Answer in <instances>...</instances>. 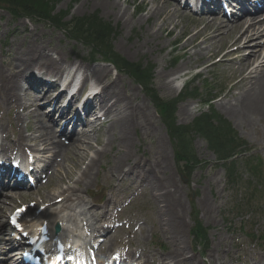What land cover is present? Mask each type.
Listing matches in <instances>:
<instances>
[{
  "label": "rangeland",
  "instance_id": "1",
  "mask_svg": "<svg viewBox=\"0 0 264 264\" xmlns=\"http://www.w3.org/2000/svg\"><path fill=\"white\" fill-rule=\"evenodd\" d=\"M24 1L20 2L24 3ZM114 1V5H118L119 9L122 11L127 10L129 18L127 21L124 22L123 19L115 18L118 8L111 12L110 8L103 10L101 7L92 8L88 4L85 5L84 0H43V2L55 6L54 17H58L55 27L48 25L49 23L47 24L43 20L14 19L4 10L6 6L0 5V48L9 51L11 56L16 59L18 66L25 62L35 61L38 58L41 59V56H46V60H52L53 75L62 73L63 69L67 67H75L78 70L80 66L107 67L110 70L109 79L117 78L121 82L120 87L132 90L135 96L134 103L141 105L142 115L140 120L142 126L133 125V128L129 130V137L133 139L129 151L132 159L147 157L150 161L146 155L155 156L158 168L161 169L159 176L157 175L159 180L157 195L161 196L159 201H162V211L158 212V208L151 203L148 193L141 194L139 191L141 187L137 186L136 177L132 178V174L113 179L115 188L114 191L109 193H111V204L126 200L134 195L141 196L136 198L133 209L129 210V214L132 217H137L138 221L144 222L143 232L140 235L136 233V239L141 245L144 244L148 251L175 250L181 264H186L190 259L195 260L198 264H210L208 253L210 249L212 254H218L220 262L234 261L235 259L237 261L239 258L241 260L242 258L250 259L256 254L259 257H264V240L255 244L250 243L249 238L244 236L245 233H242L241 230L242 220L243 224L247 226L245 222L249 218V224L252 226L250 229L247 226L246 230L249 229L252 233L255 232V238L264 236V208H246L243 209L242 214H239L240 210H237V208L240 195L242 196L243 192L241 186L228 187L224 170L218 166L213 154L207 149L206 143L199 137L194 140V148L199 160L207 165L196 167L191 177L182 182L173 155L170 137L149 98L129 77L117 74L112 66L104 64L100 59L98 62H91L88 56L91 49H86L82 44L68 39L59 24L64 25L69 22L68 20L87 17L97 21L103 28H108V31L104 33V38L106 45L108 44L114 56L119 57V60L125 62L128 67L136 64L141 66L151 64L154 66L152 67L153 89L162 99H172L177 95L178 92L170 87L171 80L177 74L186 70H188L187 72L200 71L202 78L198 80V85H202L203 88L205 86L207 90L214 88L215 93L221 89V96L214 104L215 109L228 119L239 136L250 144L253 149L252 153L258 155L255 158L262 162L264 169V124L244 125L240 119L242 112L240 113L237 110L236 114L227 113L223 108L226 103L232 105L234 98L238 96L239 91L231 89L238 80L237 73L231 71L225 65L212 66L213 68L210 69L204 67L214 63L215 57L226 50L231 43L232 37L230 35H233L234 32H228L229 34L224 35L222 39H216L213 47H209L207 43L202 44L201 49L209 48L212 51L208 52V55L213 56L207 59L209 56H202L204 51L199 52V47L195 48L193 45L184 47L185 43L192 37H194V44L201 42L202 37L195 36L197 32L202 31L207 35L209 33L205 28L206 24L203 21H198L197 17L173 14L172 6L169 8L168 16L157 17L153 12L158 5L161 6L163 0H156L158 3L152 0ZM170 15L171 19L167 20ZM162 24L163 28L159 31L158 29ZM149 34H153V36ZM138 46L140 48L135 53V48ZM91 48L95 51L99 49V46H92ZM34 49L36 54L27 60L29 56H32L30 53ZM13 66L5 62L3 53L0 50V68L8 73V70ZM80 71L84 72L83 70ZM162 71L168 74L166 79L159 76ZM41 73H45V70L32 68L26 75L40 79ZM45 75L49 76V79L51 78L50 74L45 73ZM216 77L221 80V83ZM89 79L91 78L89 77ZM225 88L227 90L223 93ZM24 89L26 93L30 94L27 86ZM31 93L34 94V92ZM211 93L212 91H210ZM39 107L44 115H48L49 105H47V102H42ZM203 110L206 109L201 108L197 101H185L178 105V110L175 113L177 123L181 125L189 124ZM113 119L116 120L117 118ZM111 135L109 129L106 133L100 134L97 141L94 134L90 135L89 143L92 149L88 152V159L93 157L98 150L104 151L101 163L105 164L106 161L111 159V155L118 148V142L116 141L118 130L114 132L115 141L113 144L104 148ZM58 140L60 141L59 137ZM143 154L146 155L142 157ZM72 167V162L64 163L60 174L57 176L52 174L49 184H57L60 181V187L63 189L69 185L71 186V181L69 182L66 176L71 173L69 168ZM78 175L79 172L74 175L75 179ZM243 175L246 178L244 172ZM144 183L142 182L141 185ZM170 183L174 185L173 189H178V197L171 196L172 201L175 200V202L171 208L168 206L169 208L165 209L166 202L164 199L167 198L166 194L170 190L168 186ZM45 187L48 188V186ZM89 189L88 193H83L86 198H89L90 193L93 192L98 203L104 202V197L100 198L95 185H92ZM146 190L148 189L146 188ZM40 194H43V192H40ZM191 196H193L192 200ZM34 199L37 200V198ZM192 205L194 209L198 210L203 225L209 229L210 247L204 255L193 248L189 234L192 225L191 219L194 214L191 208ZM6 206L8 205L6 204ZM195 212L197 213L196 210ZM1 220L6 222L4 217ZM173 223L175 224L174 231L168 227ZM157 240L165 246V249H161L156 245Z\"/></svg>",
  "mask_w": 264,
  "mask_h": 264
},
{
  "label": "bare ground",
  "instance_id": "2",
  "mask_svg": "<svg viewBox=\"0 0 264 264\" xmlns=\"http://www.w3.org/2000/svg\"><path fill=\"white\" fill-rule=\"evenodd\" d=\"M155 3H158L156 0H152ZM173 0H163L160 4L161 6H157L154 10V14L157 17L159 16H168L169 8L172 6L173 14H183L179 9V4H175L172 2ZM90 2V3H88ZM114 0H84V4L90 5L92 8L101 7L103 10H108L110 8L111 12L113 10H118L115 13V18L123 19L124 22L127 21L128 14L127 10L119 9L118 5H114ZM211 2H215V0H211ZM262 5H264V1L262 0ZM260 12V11H258ZM132 15V14H130ZM259 15V13L257 14ZM127 17V18H126ZM257 16H250L248 20L239 18L236 23L237 25L233 28L234 34L231 36L230 46H236L235 53H241L244 49L253 46L254 48H248L249 53L246 57L240 59L239 64H242L239 71H237V76L240 77L239 81L234 84V88L239 90V94L234 98V103L230 105L226 103L224 105V110L228 113L236 114L237 110L241 114L240 119L242 120L244 125L253 126L254 124L263 123L264 124V63L260 62L261 58L264 60V43H259L261 38L264 35V23L261 21H257ZM171 19V15L167 20ZM242 19V20H241ZM247 19V18H246ZM207 26H205L206 30L209 32L208 35L202 31H199L195 34V36L202 37V40L198 44H194V37L190 38L187 43H185L184 47L192 46L199 47L202 44H209L210 46L214 45V41L216 39H222V37L227 34V31L222 32L227 25L220 20L212 19L207 21ZM163 28V24L160 25L159 31ZM222 32V33H221ZM153 36V34H149ZM34 46L32 47V49ZM140 46L135 48V53L138 51ZM31 49V50H32ZM204 51L202 56H209L208 52H212L209 48L201 49L199 52ZM32 56H29L31 59L36 51H31ZM231 54H227L229 56ZM212 56V55H211ZM46 56H41V59H37L32 62H25L18 66L16 64V59L13 57L11 60L15 63L13 67L6 73L3 69L0 68V110H9L11 107L16 111L14 113L13 124L15 125L16 131L19 133V138L23 141L30 143L32 148L39 152V150L48 151L54 150L53 156L51 158V165L55 169L57 174H60V168L63 167L64 162L67 160L73 161V168L76 172H79V177L75 180V185L72 187H68L66 189H61L60 196H63L64 203L68 204L66 206L71 207H79L82 212H85V215H88L89 218L95 217L96 214L93 210L95 207L92 202H88L81 195L82 192H85L84 189H87L93 181L94 175V167L98 165L101 167L103 164L100 163V159L104 155L103 152L96 151L94 157L89 159L86 165L83 167L85 160H87V153L91 150L90 144L86 143L88 140L87 136H83L82 139H78L75 141V144L71 146L73 151L72 154L67 156V151L59 142L53 141L56 137V131L54 127H41L42 121L39 119L38 109H33V106L38 104L37 100L43 99V101H49L50 103H54L52 107L53 113H58L60 111V120L64 119L67 115L65 112L74 106L75 103H79L80 99V91L76 92L70 99L65 101V107L62 110V98H66V89L59 91V93L51 99V93L56 91L57 84H51L49 87H45L43 92H41V98H33L32 95L28 98L29 105L26 104L20 97L19 92L21 91V82L22 81H31V79H26V74L32 70V68H37L38 70H45L46 74H53L52 70V60H46ZM18 63V61H17ZM238 63V62H236ZM251 70H249L250 66L256 64ZM55 67H57L55 65ZM83 69L84 75L83 78L91 77L95 84L99 87V90H92L93 98L84 99L82 104L80 105L79 110H77L76 105L74 106V114L71 118V123L76 124L80 122L79 113L89 112L90 110H94L96 106H99V110L103 111V116L108 117L109 121V132L112 133L111 137L108 138V141L104 148L111 146L115 141L114 132L118 130V136L116 141L118 142L117 150L111 155V159L106 162L104 167V174L102 175V180H107L115 177H124L130 176L132 174V178L136 177L137 182L142 183L145 188L149 190V198L151 203L158 208V212H161V196L157 195L159 180L157 175L159 176L161 169L158 168L157 160L154 155H144L148 156L150 161L145 158H131V152L129 151L130 145L133 143V139L129 137V130L133 128V125L142 126V122L140 120L141 105L134 103V94L132 90H127L126 88L120 87L121 82L115 79H109L110 70L107 67L97 66V67H88L81 66ZM168 74L161 72V77L167 78ZM75 82H71L67 84L68 87L73 86ZM169 83V82H168ZM171 84V83H170ZM12 90V91H11ZM11 91V92H9ZM51 99V100H50ZM77 103V104H78ZM235 107V108H234ZM18 109V111H17ZM26 112V115L22 117L20 111ZM224 111V112H225ZM225 112V113H226ZM226 113V114H227ZM31 116V119L29 118ZM113 118H117L114 120ZM99 122V119L92 121L91 124H87L89 127L95 126ZM100 127L104 126V123L98 124ZM1 127H4L5 124L1 123ZM61 132H64V127L60 129ZM27 133V134H26ZM84 133V132H83ZM37 134V135H34ZM74 136V135H73ZM159 145V144H158ZM3 156L6 157V150L1 149ZM54 158V160H53ZM60 158V159H58ZM57 159L59 161H57ZM75 159V160H73ZM37 161H40L39 159ZM62 161V164H61ZM5 171V168H2ZM70 177L68 179L74 180L75 172L69 173ZM97 174V173H96ZM170 190L168 194H166L167 198L164 199L166 204L164 206L165 209L172 207V204L175 200L172 201L171 196L178 197V189H173V184H168ZM49 198V195L46 197ZM169 206V207H168ZM8 207L3 206L0 210V219L8 210ZM55 213L59 214L62 211L55 210ZM51 213V212H50ZM52 214V213H51ZM46 216L49 215H40L35 216L34 223L29 225L28 227H36L40 226L42 223L51 224L53 221H57L58 219L66 218L69 220L68 223L75 226L74 219H72L73 215L67 216L65 214L59 217H53L49 219H45ZM51 219V220H50ZM72 222L74 224H72ZM3 222L0 221V236L3 232ZM172 230H175V224L168 225ZM173 230V231H174ZM74 233H76L74 231ZM1 239V238H0ZM114 241V238L110 239ZM18 260L13 256L9 262L6 264H14ZM138 264V263H137ZM187 264H197L195 261H189Z\"/></svg>",
  "mask_w": 264,
  "mask_h": 264
},
{
  "label": "trees",
  "instance_id": "3",
  "mask_svg": "<svg viewBox=\"0 0 264 264\" xmlns=\"http://www.w3.org/2000/svg\"><path fill=\"white\" fill-rule=\"evenodd\" d=\"M20 1L24 0H0V3L9 8L17 9V13H25L36 18L50 17L48 14L34 12L33 8H36V5L46 6L48 4L47 2H43V0H27L24 1V3H21ZM49 20L51 21L53 19L51 18ZM107 31L108 28H103L97 21L87 17L72 20L68 26V33L73 38L81 40L87 44L99 43V46L103 45L109 49V46L106 45L104 38V33ZM124 67L125 70L138 79L144 87L147 86L149 81L148 74L141 72V66L139 64L129 65V67L125 64ZM153 99L157 104V107L160 109L162 116L164 117L163 119L169 124L171 137H173L177 144L180 145L179 151L188 158L186 159L188 163L189 158L192 160L194 157L190 147L189 137V133L193 131L202 135V137H204L207 141L208 146L217 153L225 155V157L230 153L232 143H234L233 139L235 138L233 137L230 129L222 121L216 119L215 116L202 114L193 121L190 128L185 126H176L175 120L172 116L174 112L173 105L169 103H161L156 97H153ZM213 120H216L218 125L213 124Z\"/></svg>",
  "mask_w": 264,
  "mask_h": 264
},
{
  "label": "snow or ice",
  "instance_id": "4",
  "mask_svg": "<svg viewBox=\"0 0 264 264\" xmlns=\"http://www.w3.org/2000/svg\"><path fill=\"white\" fill-rule=\"evenodd\" d=\"M24 211V209H18V212H23ZM14 223H15V221H14Z\"/></svg>",
  "mask_w": 264,
  "mask_h": 264
}]
</instances>
